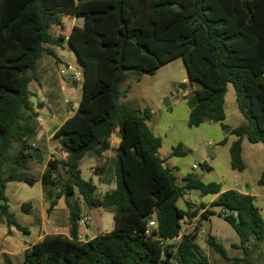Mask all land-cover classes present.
<instances>
[{
    "label": "trees",
    "instance_id": "obj_1",
    "mask_svg": "<svg viewBox=\"0 0 264 264\" xmlns=\"http://www.w3.org/2000/svg\"><path fill=\"white\" fill-rule=\"evenodd\" d=\"M86 15V25L64 32L65 17ZM56 28V33L52 29ZM69 46L83 65L81 101L72 117L54 134L66 160L48 163L41 183L51 198L53 173L62 166L68 176L58 197L50 199V213L61 197L76 192L89 208L113 212V230L81 241L80 211L70 207V236L46 235L24 252L22 264H210L197 243L198 234H181L184 221L201 212L209 220L215 212L205 203L181 209L178 202L191 191L213 195L211 203L237 233L244 258L252 264L251 247L264 243V219L254 198L219 183H204L188 174L179 183L158 150L162 139L148 127L151 108H130L120 102L129 93L124 84L134 73L154 76L162 66L182 59L192 94L188 126L222 123L228 84L245 122L230 135L231 168L245 170L242 143L264 147V0H0V223L28 233L11 211L7 184L36 179L19 174L28 170L38 134L39 117L29 86L45 56L58 64L56 48ZM118 135L114 173L116 187L103 195L83 179L80 162L88 154L101 157ZM225 139L221 145L227 144ZM17 149L12 157L11 151ZM173 155L185 156L182 146ZM258 185L264 187V171ZM194 208V209H193ZM21 210L30 214L31 203ZM155 227H150V222ZM179 240L177 244L171 243ZM208 244L223 258L225 247L208 236ZM6 264H11L6 258Z\"/></svg>",
    "mask_w": 264,
    "mask_h": 264
},
{
    "label": "rangeland",
    "instance_id": "obj_2",
    "mask_svg": "<svg viewBox=\"0 0 264 264\" xmlns=\"http://www.w3.org/2000/svg\"><path fill=\"white\" fill-rule=\"evenodd\" d=\"M52 32L56 33V28H53ZM56 51L63 62L76 69H81L76 53L69 46L56 48ZM59 64L52 57L45 55L37 67L39 81L32 82L29 90L35 110L51 104L50 109L56 116L65 114L67 117L75 111L81 101L83 83L75 81L76 85L74 86L71 84L74 81L63 79L58 72ZM137 77L134 73H130L129 79L123 86V88H130L128 96L122 98L120 102L135 109L151 108L153 118L147 124L151 131L162 139L158 154L160 158L166 160L165 165L173 170L179 183H182L184 176L194 174L204 183H219L225 191L241 190L242 187H245V181L249 186L248 191L261 190L256 185L251 172H238L231 168L230 146L236 137L230 134L234 128L245 122L238 109L236 92L232 84H228L225 95V120L222 123L205 121L199 127L190 128L188 126L190 108L184 97L192 94V87H181L182 83L189 82L182 59L162 66L154 76L143 75L140 77V82L137 81ZM59 83L67 85V88H74V94L69 96L68 92H65L61 96L52 90L47 93L43 92V86L49 85L48 87L53 88L55 84ZM47 97L50 99L49 101H47ZM166 99L169 100V106L165 104ZM47 109L46 113L52 115L50 109ZM56 127L54 125L50 128L45 136L51 135ZM53 137L48 144L46 142L39 143V145L35 143V146L41 150L40 160H30L28 170L19 171L21 175L35 178V184L31 186L23 182H12L7 185L6 194L10 209L15 214L17 221L28 229V233L15 229V233L10 234L7 225L0 223V264H6L2 253L4 246L2 247V245L6 246V250L11 251L8 252L13 255L12 263L20 264L24 259V249L34 243L36 238L53 233H65L70 236V204L78 207L81 220L84 221V225L80 229L81 235L85 236L83 240H89L113 230V212L103 208H89L78 192L68 199L64 196L61 197L55 208L56 211L53 210L50 213L47 211L50 207V199L58 197L68 179L65 169L60 166L53 173L55 186L51 187L52 196L50 199L45 197L46 188L41 183V177L48 170V163L66 160V155L63 154L61 147ZM115 139H118L117 135L111 137V149L104 155L96 157L93 154H88L80 163L83 179L92 181L97 186L99 195L116 187L114 160L117 144ZM225 139H228L227 144L221 145ZM247 144L249 146L250 143L247 141ZM179 145L186 152L185 156L173 155L174 149ZM208 149L214 152V158L208 156ZM16 154L17 149L15 148L11 151V155L14 157ZM262 169L264 170L263 167ZM216 198L217 196H201L200 192L191 191L178 202V207L181 209L187 207V202L194 208L205 203L208 210L215 212L209 220H203L201 218L203 212H201L194 220L184 221L181 234L197 232V243L208 256L210 264H245L235 261V259L244 258L243 251L235 247L239 245L240 239L235 230L219 216L221 209L211 206ZM23 203L32 204L30 214L22 212L21 205ZM209 235L214 236L216 241L225 247L229 259L223 258L208 244ZM178 242L179 240H175L171 243L177 244ZM7 243L11 244L7 246ZM248 259L252 264H264V243L257 248L252 246Z\"/></svg>",
    "mask_w": 264,
    "mask_h": 264
},
{
    "label": "crops",
    "instance_id": "obj_3",
    "mask_svg": "<svg viewBox=\"0 0 264 264\" xmlns=\"http://www.w3.org/2000/svg\"><path fill=\"white\" fill-rule=\"evenodd\" d=\"M63 22H64V34L66 36H69L71 31L73 30L74 26L77 25V17H74V18H71V17H65L63 19ZM67 29H69L67 31ZM57 52V51H56ZM59 56V55H58ZM60 58V57H59ZM43 59V58H42ZM41 59V60H42ZM40 60V61H41ZM60 62L59 63H65L62 61V59L60 58ZM40 61L38 62V64L40 63ZM80 62V61H79ZM67 64V63H65ZM81 64V63H80ZM38 67V66H37ZM81 70L83 68V65L81 64ZM72 85H76L75 82H72L71 83ZM49 86V85H48ZM48 86H43V92L44 93H47L49 90H52L54 91L55 93H58L59 95L63 96V94L65 92H68V95L69 96H72L75 92L74 88L72 87H69L67 88V85L65 84H61L59 83L58 85L55 84L53 88H50ZM50 99L47 97V101H49ZM78 107V105H77ZM41 108V109H40ZM47 108H51V104L49 105H44L43 107H39L38 109H36V112H38L39 114V117L37 119V122H38V126H39V130L40 133L37 134L36 138H35V143L37 145H39V143H49L50 139L54 136L55 132L60 128V126L67 120L69 119L70 117H72L76 111L73 112V113H70L69 116H65V114H58V116H56L54 114V112L51 111L50 109V112L52 113V115H49L46 113V110H48ZM58 110V109H57ZM43 113V114H41ZM47 114V115H46ZM62 118H64V120H62ZM54 125H56V129L54 130V132L51 134V135H47L45 136V133H48L50 131V128H52ZM41 127V129H40ZM38 130V132H39ZM116 135V134H115ZM114 136V135H113ZM116 137V136H115ZM118 139L116 140L115 139V143L119 144L120 142V138L119 136L117 135ZM247 140L244 139L243 140V143H242V148H243V153H242V157H243V161H244V164H245V170L243 172H251V174L253 175L254 177V181L256 183V185H258V181H259V178L262 174V172L264 171L262 169V167L264 168V154H263V146H261L262 144H249V146H247ZM255 147V148H253ZM39 148V147H38ZM255 149V150H254ZM41 151V150H39ZM104 155V154H103ZM81 163V162H80ZM261 163H262V166H261ZM245 187H242L241 190H235L237 191L238 193L240 194H244V195H250L254 198V204L256 207H258L260 209V212L262 214V217H263V213H264V187H261L258 185V187H260L261 190H255V191H248V183L247 181H245ZM12 183V182H11ZM9 184V183H8ZM7 184V185H8ZM7 190V189H6ZM7 195V194H6ZM46 197V195H45ZM46 205V204H45ZM58 205V204H57ZM56 208V207H55ZM49 209V208H48ZM56 211V209H54ZM48 211V210H47ZM53 211V210H52ZM23 212V211H22ZM17 219V218H16ZM264 219V218H263ZM22 225V224H21ZM18 231V230H17ZM8 232H9V229H8ZM10 234H14L15 233V228H12L10 230ZM81 232V231H80ZM8 234V235H10ZM53 234H63L65 236H69L65 233H53ZM81 234V233H80ZM46 235H52V234H45V235H42L40 236L38 239L36 238V241H34V243L30 244L28 247H26L24 249V252L33 244L37 243L38 241L42 240ZM92 239V238H90ZM8 244H11V243H7L6 245L8 246ZM4 246V247H3ZM2 253L4 254V261L5 259L7 258L11 264H15L14 262L12 263L11 259L13 257V255H11L9 252V250H6V246L5 245H2ZM9 251V252H8ZM11 257V258H10ZM20 264H22V262H20Z\"/></svg>",
    "mask_w": 264,
    "mask_h": 264
},
{
    "label": "built area",
    "instance_id": "obj_4",
    "mask_svg": "<svg viewBox=\"0 0 264 264\" xmlns=\"http://www.w3.org/2000/svg\"><path fill=\"white\" fill-rule=\"evenodd\" d=\"M58 72L63 79H68L74 82L76 81V82H82V83L84 81L83 70L76 69L74 66L70 64L60 63L58 67ZM79 225H80V228H82V226L84 225V221L80 220ZM150 227L151 228L155 227V223L153 221L150 222ZM84 237L85 236H82L81 234L79 236L81 241H83Z\"/></svg>",
    "mask_w": 264,
    "mask_h": 264
},
{
    "label": "water",
    "instance_id": "obj_5",
    "mask_svg": "<svg viewBox=\"0 0 264 264\" xmlns=\"http://www.w3.org/2000/svg\"><path fill=\"white\" fill-rule=\"evenodd\" d=\"M77 25L80 26V27H84L86 25V15H80V16L77 17ZM165 104H166V106H169L170 105L168 99H166ZM228 131H230V129H228ZM208 156L210 158H214L215 157V154H214L213 151H211L210 149H208ZM33 158L35 160H37V161L40 160V158H41V152L39 150L34 151L33 152Z\"/></svg>",
    "mask_w": 264,
    "mask_h": 264
}]
</instances>
